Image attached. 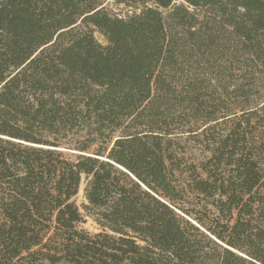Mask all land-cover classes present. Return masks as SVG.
Segmentation results:
<instances>
[{
	"label": "trees",
	"instance_id": "obj_1",
	"mask_svg": "<svg viewBox=\"0 0 264 264\" xmlns=\"http://www.w3.org/2000/svg\"><path fill=\"white\" fill-rule=\"evenodd\" d=\"M117 2L0 0V264H264V0Z\"/></svg>",
	"mask_w": 264,
	"mask_h": 264
},
{
	"label": "rangeland",
	"instance_id": "obj_2",
	"mask_svg": "<svg viewBox=\"0 0 264 264\" xmlns=\"http://www.w3.org/2000/svg\"><path fill=\"white\" fill-rule=\"evenodd\" d=\"M104 6L108 11H110L113 15L119 16V17H129L131 16L135 10L133 8H129L125 6L124 4H119L117 0H105ZM95 38L100 42L102 45H106L105 38L98 32H95ZM194 151H196L194 149ZM200 151H197L198 154ZM87 181L85 177H83L79 194L75 198V202L78 205V207L81 210V213L83 214L84 222L82 223L81 227L85 229L86 231L95 234L100 232V227L98 223L95 220V217L93 216V211L87 210L86 207L88 206V202L85 197V188H86ZM196 200L192 204L195 203ZM193 207V206H190Z\"/></svg>",
	"mask_w": 264,
	"mask_h": 264
}]
</instances>
